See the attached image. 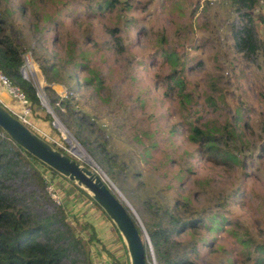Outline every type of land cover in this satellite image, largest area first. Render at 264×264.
<instances>
[{
	"label": "rangeland",
	"instance_id": "374dc122",
	"mask_svg": "<svg viewBox=\"0 0 264 264\" xmlns=\"http://www.w3.org/2000/svg\"><path fill=\"white\" fill-rule=\"evenodd\" d=\"M24 1L1 0L0 10H12L26 51V79L36 86L41 103L49 104L47 86L59 98H72L70 111L63 109L70 129L57 116L59 121L87 153L74 132L90 148L102 151L101 164L88 154L144 228L150 215L146 202L173 208L187 196L190 213L211 209L221 225L213 233L201 229L194 234L199 259L205 264H264V23L257 21L263 6L251 11L259 44L247 53L235 45L239 20L230 0H116L110 10L98 9V0H37L42 12L54 16L52 24L38 21L39 13L28 2L19 11ZM114 30L118 47L110 34ZM70 50L75 64L66 61ZM162 52L172 53L182 64L177 75L182 88L174 80L165 81L173 66ZM52 64L59 71L45 76L42 67ZM46 113L44 106L33 109L32 119L41 127L34 133L88 166L72 153ZM81 121L84 127L78 126ZM191 126L213 137L229 132L233 140L221 143L220 138L217 144L243 163L228 167L204 154L191 139ZM44 177L53 202H44L37 212L55 213L60 203L72 225L93 227L77 226L78 234L87 239L94 230L101 240L87 245L93 264H112L111 253L129 264L125 244L104 211L68 178L50 172ZM10 184L19 193H40L29 178L18 177ZM192 240L187 232L176 238L181 247ZM147 249L148 261L157 264L152 244Z\"/></svg>",
	"mask_w": 264,
	"mask_h": 264
},
{
	"label": "trees",
	"instance_id": "16d2710c",
	"mask_svg": "<svg viewBox=\"0 0 264 264\" xmlns=\"http://www.w3.org/2000/svg\"><path fill=\"white\" fill-rule=\"evenodd\" d=\"M27 2L34 11L39 13L38 21L44 24H52L55 21L54 16L41 11L42 9L39 8L37 0H25L23 4H20L18 10L24 11L28 6L27 4L25 6ZM115 2L116 0H98L97 7L98 9L104 7L110 10ZM230 4L234 7L239 20L238 26L234 29L236 35L235 45L240 51H247V53L251 51L253 53L257 49L259 40L254 26L255 18H253L251 11L253 12L256 5L260 6V1L230 0ZM11 12L12 10L8 8L0 10V72L8 77L12 85L17 86L24 92L30 102L32 111L35 108L42 110L43 106L36 86L22 74L26 51L23 40V45L19 42L20 36L16 32V25L12 20ZM257 21L264 23V10L263 14L257 17ZM117 30L110 33L113 36L115 47L121 45L119 37L115 35ZM82 53L83 51H80L78 54ZM161 55L173 66L165 81L168 83L169 80H174L176 86L182 88L183 84L177 76L182 68V64L177 61L179 60L178 57L169 52H162ZM35 59L38 60L36 56ZM66 61L76 63L72 50L68 52ZM50 71L56 74L59 71L58 66L52 64L51 66L42 67L45 76ZM48 81L52 82V79ZM44 91L50 107L69 127L63 109L70 111L72 98L69 96L59 98L48 86L45 87ZM46 118L51 119V115L46 113ZM189 123L191 124L190 120ZM78 126L84 127L83 121L78 122ZM191 130L193 131L191 139L198 141L204 154L210 157L215 156L218 160L224 161L228 167H233L235 164L241 165L240 162L243 163L238 155L227 149H221L217 144L221 141L220 138H223L221 143L226 142V139H230L229 132H221L218 137H213L211 132H203L195 126H191ZM74 135L85 146L88 153L101 164L100 154H102V151L97 148H90L88 142L84 141L78 132H74ZM230 140H233V138L231 137ZM262 148H264V145H262ZM57 149L68 155L66 151L60 148ZM168 161L166 159L165 163ZM108 162L110 165H115V162H111L110 158ZM45 172L67 179L25 151L0 128V264H93L87 245L94 240L100 242L101 240L96 237L94 230L91 231L87 239L76 232L77 226L84 230L93 229L91 224L75 222L72 225L60 203L57 206L58 211L55 213L40 214L37 212L36 209L42 208L44 202H53V198L47 190L48 183L45 181ZM113 175L115 176V174ZM18 177L36 181L40 187V193L35 194L34 191H31L30 194H25L14 190L10 181ZM76 188L101 209L87 191L77 185ZM190 204L191 199L187 196L184 197L182 203L176 204L173 208L157 207L155 201L145 203V208L151 216L149 215V219L144 222V225L157 264H205L195 253L198 243L194 238V234L196 235V232L201 229L213 233L218 231L221 225L217 221L216 213L212 212L211 209L209 211H199L198 214L190 213L192 210ZM181 207L182 210L179 209ZM199 213L202 215H199ZM219 218L222 219L223 217L220 216ZM116 231L118 238L123 242L117 229ZM184 232H187L191 238L193 237V240L184 242V246L181 247L176 238ZM138 233L143 239L139 229ZM143 243L146 264H149L148 249L144 241ZM205 245L207 246V243H200V246ZM210 245L211 248L214 247L213 243H210ZM187 250H190L196 259L189 256ZM109 256L113 260L112 264H124L118 261V257H114L112 253Z\"/></svg>",
	"mask_w": 264,
	"mask_h": 264
},
{
	"label": "water",
	"instance_id": "95a60500",
	"mask_svg": "<svg viewBox=\"0 0 264 264\" xmlns=\"http://www.w3.org/2000/svg\"><path fill=\"white\" fill-rule=\"evenodd\" d=\"M22 74L25 77L26 71L24 67L22 68ZM41 104L52 115L53 126L57 127L63 133L65 136L64 140L69 144L72 153L78 158L82 157L81 152L72 143L73 141L81 147L78 141L59 121L50 105L45 101ZM0 128L12 141L17 143L33 157L86 190L118 230L126 247L129 264H146L143 241L147 248L151 246V243L140 218L114 183L105 175L83 147L81 148L87 155V157H84V161L88 166L82 165L78 160L52 147L46 140L38 136L13 116L1 103ZM62 128L63 131L61 130ZM94 167L101 173L94 170ZM138 229L141 231L143 239H141Z\"/></svg>",
	"mask_w": 264,
	"mask_h": 264
},
{
	"label": "built area",
	"instance_id": "2783aa9c",
	"mask_svg": "<svg viewBox=\"0 0 264 264\" xmlns=\"http://www.w3.org/2000/svg\"><path fill=\"white\" fill-rule=\"evenodd\" d=\"M259 1L264 8V0H259ZM0 85L7 91V93L17 103V108L11 109L9 107H6L10 111V113L33 132H40L39 130L40 125L35 123L32 119V109L30 106V102L28 101L24 92L21 89H19L17 86L12 85L8 77L3 75L1 72H0ZM39 97L41 98L40 95ZM1 104L4 105L3 103ZM149 264H156V262L153 260V262L151 261L149 262Z\"/></svg>",
	"mask_w": 264,
	"mask_h": 264
},
{
	"label": "crops",
	"instance_id": "0c3cea01",
	"mask_svg": "<svg viewBox=\"0 0 264 264\" xmlns=\"http://www.w3.org/2000/svg\"><path fill=\"white\" fill-rule=\"evenodd\" d=\"M0 101L5 105V107H9L11 109L17 108V103L13 100V98L7 93V91L1 85H0Z\"/></svg>",
	"mask_w": 264,
	"mask_h": 264
},
{
	"label": "bare ground",
	"instance_id": "6f19581e",
	"mask_svg": "<svg viewBox=\"0 0 264 264\" xmlns=\"http://www.w3.org/2000/svg\"><path fill=\"white\" fill-rule=\"evenodd\" d=\"M61 130L63 131V128ZM72 143H73L74 147H76L81 152L83 158L84 157H87V155L85 154V152L83 151V149L77 143H75L73 141H72Z\"/></svg>",
	"mask_w": 264,
	"mask_h": 264
}]
</instances>
